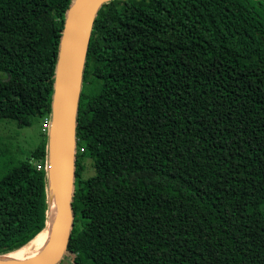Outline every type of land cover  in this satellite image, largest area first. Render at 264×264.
Returning <instances> with one entry per match:
<instances>
[{
  "label": "trees",
  "instance_id": "16d2710c",
  "mask_svg": "<svg viewBox=\"0 0 264 264\" xmlns=\"http://www.w3.org/2000/svg\"><path fill=\"white\" fill-rule=\"evenodd\" d=\"M72 2L0 0V123H51ZM75 124L71 264H264V0L104 2ZM39 135L0 136V255L48 222Z\"/></svg>",
  "mask_w": 264,
  "mask_h": 264
},
{
  "label": "water",
  "instance_id": "95a60500",
  "mask_svg": "<svg viewBox=\"0 0 264 264\" xmlns=\"http://www.w3.org/2000/svg\"><path fill=\"white\" fill-rule=\"evenodd\" d=\"M107 1L73 0L66 12L54 75L51 121L53 127L57 119L54 147L52 132L49 134V166L52 165V171L54 166L53 178H49V195L53 184L57 203L56 224L42 248L19 264H57L67 252L74 219L71 202L75 179V123L82 67L93 17L100 5Z\"/></svg>",
  "mask_w": 264,
  "mask_h": 264
},
{
  "label": "rangeland",
  "instance_id": "374dc122",
  "mask_svg": "<svg viewBox=\"0 0 264 264\" xmlns=\"http://www.w3.org/2000/svg\"><path fill=\"white\" fill-rule=\"evenodd\" d=\"M39 132L42 133H49L52 132V123H47L45 121L42 122L40 125L39 123H34L32 127L27 128H17L14 123L12 122H1L0 123V136L5 139L10 152L12 155L18 156L20 158H25L31 148L35 147L40 139L41 136ZM84 177L91 176L94 173V169L92 166V161L86 159L84 161ZM52 165L48 166V175L49 178L52 180ZM2 172L0 173L1 176ZM60 264H71L70 256H66L61 259Z\"/></svg>",
  "mask_w": 264,
  "mask_h": 264
},
{
  "label": "bare ground",
  "instance_id": "6f19581e",
  "mask_svg": "<svg viewBox=\"0 0 264 264\" xmlns=\"http://www.w3.org/2000/svg\"><path fill=\"white\" fill-rule=\"evenodd\" d=\"M57 119L52 127V147L56 138ZM49 150V149H48ZM50 159V158H49ZM49 170V169H48ZM54 173V166L53 171ZM51 207L46 227L28 244L22 248L4 255H0V264H19L22 260L37 253L49 239L56 224L57 203L53 184L50 188Z\"/></svg>",
  "mask_w": 264,
  "mask_h": 264
}]
</instances>
